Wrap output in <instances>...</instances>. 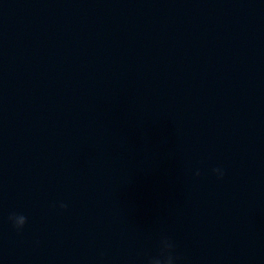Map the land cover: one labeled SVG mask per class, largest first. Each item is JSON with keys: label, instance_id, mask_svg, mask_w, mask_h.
<instances>
[{"label": "clouds", "instance_id": "1", "mask_svg": "<svg viewBox=\"0 0 264 264\" xmlns=\"http://www.w3.org/2000/svg\"><path fill=\"white\" fill-rule=\"evenodd\" d=\"M213 171L218 175V178H223L224 173H223V171L221 169L217 168V169H214ZM195 175L199 176L200 172L197 171L195 173ZM60 207L61 208H66V205L61 203ZM9 219L14 223V226H15V228L17 230L22 229L24 227V225L26 224V222H27V218L24 215H22V214H20V215L13 214V215H11L9 217ZM172 259H173V257H172Z\"/></svg>", "mask_w": 264, "mask_h": 264}]
</instances>
